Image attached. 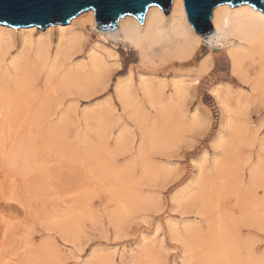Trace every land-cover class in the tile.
<instances>
[{
    "label": "rangeland",
    "instance_id": "374dc122",
    "mask_svg": "<svg viewBox=\"0 0 264 264\" xmlns=\"http://www.w3.org/2000/svg\"><path fill=\"white\" fill-rule=\"evenodd\" d=\"M165 16L169 20L172 10ZM84 25L85 54L74 64L84 62L92 48L107 62L91 85L92 97H81L73 87L52 96L41 76L38 84L50 94V102L18 107L8 123L0 116V127L14 130L4 137L17 140L19 159L11 181L0 148L3 263L18 254L19 264H99L107 257L123 264L146 246L154 264H200L208 256L204 240L221 225L234 235V262L249 264L251 249L255 264H264V97L262 91H252V80L243 83L233 77L230 44L203 43L188 62L156 57L153 64L124 43L100 37L91 23ZM207 59L212 69L200 76ZM131 74L138 85L142 76L164 82L166 96L174 91L173 80L186 89L184 100L170 110L169 122L145 139L144 154L140 142L145 121L129 116L116 95V86ZM227 87L246 109L245 115L235 116V129H227L221 93H215ZM143 104L154 119L147 100ZM68 109L67 125H60L58 119ZM85 111L96 113L92 128L82 120ZM194 114L199 121L191 126ZM124 130L129 133L127 146L116 148V136ZM220 137L223 143H218ZM147 166L155 170L146 177ZM115 171L123 173V180H114ZM197 196L210 206L200 209L192 200ZM186 225L194 229L191 239L174 240L171 229L181 232ZM28 240L34 245L29 255Z\"/></svg>",
    "mask_w": 264,
    "mask_h": 264
},
{
    "label": "bare ground",
    "instance_id": "6f19581e",
    "mask_svg": "<svg viewBox=\"0 0 264 264\" xmlns=\"http://www.w3.org/2000/svg\"><path fill=\"white\" fill-rule=\"evenodd\" d=\"M171 10L172 16L168 20L159 7L152 6L148 9L143 24L128 15L119 21V30L112 33L98 31L92 10L87 11L88 13L85 16L80 14L73 19L70 26H50L44 31L36 27L16 30L0 25V116H3L7 123L11 122L12 114L10 112L21 106H30L31 109L33 104L45 103L46 100L50 102L51 100L48 97H51L50 94L53 96L58 89L68 90L73 87L76 88L75 90L81 97H92L91 85L104 70L107 62L102 53L92 48L93 50H90L85 56L84 62L82 60L80 64H74L78 56L85 54L86 27L84 24L86 22L94 26V30L100 37L111 38L124 43L138 51L142 60L153 64L156 57L161 62L178 61L185 63L193 57L201 44L218 45L226 40L230 44L227 56L233 77L243 83H248V79L252 80V91H262L264 97V12L254 9L248 4L236 8L230 5H221L213 13L214 33L207 37H201L194 31L187 19L184 0H173ZM56 35L57 41L55 42L53 38ZM108 57H111V55ZM211 69L212 61L209 59L204 60L199 75H207ZM41 76H44L43 82L47 86L48 93H50L48 96L47 92H42L40 84H38ZM180 83L179 80H173L174 91L169 96L165 95L164 88L166 85L164 82H152L144 76L139 78V85L135 83L131 74L125 82L116 86V95L123 109L136 122L145 121V126L141 132V154H144L145 139L149 135L155 134V127L161 124L166 125V122H169V118L172 116L170 110L175 109L178 103L184 100L186 89ZM215 93H221L219 98L226 113L227 129H235V116L240 117L245 115L246 112L242 99L229 87L225 88L223 92L217 90ZM145 100H147L149 108L155 111L154 119L150 117L151 111L149 112L144 108L145 106L143 107ZM164 100L167 102L165 103ZM69 109L59 117L60 125L68 121V115L70 114L67 115V113ZM33 112L37 113L35 110ZM95 116L94 111H85L81 115L84 123L88 125L95 119ZM193 116L191 123H189L191 126L198 124L199 121L197 114ZM183 117L180 116L181 119ZM147 121L152 122L151 127H149L151 123L146 125ZM189 124L188 126H190ZM29 127L25 130H28ZM88 127L92 128V125ZM11 131L14 130H10L9 125H7V128L0 127V148L3 159L6 157V163H4L10 166L11 175L9 179L15 181L13 173L19 167V159L15 149L17 140L7 141L4 137H10ZM128 136L127 131H120L115 140L116 148H125ZM99 137L103 141L104 136L100 135ZM218 143H223L222 137H220ZM30 169L28 174L33 173ZM154 170L152 166H147L146 177L150 176ZM112 176L116 181L123 180V173L120 171H115ZM14 186L12 183V187ZM6 190L8 191V189ZM4 196H7V193ZM175 200L180 201L178 198ZM192 200L193 203H200V209L210 203V201L205 202L201 196H197ZM215 205L216 203L211 204V206ZM183 228L184 230L181 232L178 228L171 229L174 240L191 239L194 229L190 225ZM214 228V233L204 240L203 244L207 247L208 256L200 264H237L238 260L234 262L236 260L235 251L232 249L234 247H231L234 243V235L232 236L231 233L229 235L224 226L218 225L215 230ZM33 240L32 244H30V240L26 241L25 246L29 251L28 255L31 254L32 250L34 251ZM152 253V249L145 246L138 257H132V262H123V264H154ZM250 254L252 256H249ZM13 258L8 261L5 260L3 263L2 253L0 252V264H19L20 255L16 254V257ZM248 260L249 264H255L251 249L249 250ZM115 261L112 257H107L100 259L99 264H116Z\"/></svg>",
    "mask_w": 264,
    "mask_h": 264
},
{
    "label": "water",
    "instance_id": "95a60500",
    "mask_svg": "<svg viewBox=\"0 0 264 264\" xmlns=\"http://www.w3.org/2000/svg\"><path fill=\"white\" fill-rule=\"evenodd\" d=\"M172 4L173 0H0V25L44 31L50 26H67L81 13L92 10L98 31L112 33L128 15L143 24L150 7H159L168 15ZM245 4L264 12V0H184L187 19L201 37L214 33L212 18L217 7Z\"/></svg>",
    "mask_w": 264,
    "mask_h": 264
},
{
    "label": "snow or ice",
    "instance_id": "6c2138e0",
    "mask_svg": "<svg viewBox=\"0 0 264 264\" xmlns=\"http://www.w3.org/2000/svg\"><path fill=\"white\" fill-rule=\"evenodd\" d=\"M253 8L255 9V6L253 5Z\"/></svg>",
    "mask_w": 264,
    "mask_h": 264
}]
</instances>
